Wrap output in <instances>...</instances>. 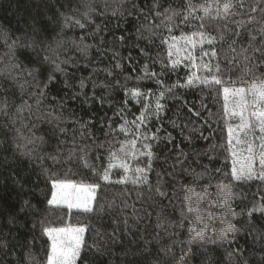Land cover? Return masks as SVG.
<instances>
[{
	"label": "trees",
	"instance_id": "obj_1",
	"mask_svg": "<svg viewBox=\"0 0 264 264\" xmlns=\"http://www.w3.org/2000/svg\"><path fill=\"white\" fill-rule=\"evenodd\" d=\"M226 2L0 0V102L7 101L0 111V264H48L52 241L43 228L67 225L86 229L77 264H264V211L248 215L264 205V179L231 176L228 129L236 122L223 92L264 80V60L254 54L264 47V0H243L225 17ZM249 17L237 28L235 21ZM200 31L216 37L203 45L215 56L201 59L200 45L183 40L179 53L170 49L172 37L198 41ZM210 75L222 84L196 79ZM24 102L29 107L18 111ZM106 169L109 181L100 178ZM54 180L98 184L91 210L50 204ZM224 186L239 231L230 244L193 239L198 228L212 229L210 217L203 225L182 215L187 190L216 194Z\"/></svg>",
	"mask_w": 264,
	"mask_h": 264
},
{
	"label": "snow or ice",
	"instance_id": "obj_2",
	"mask_svg": "<svg viewBox=\"0 0 264 264\" xmlns=\"http://www.w3.org/2000/svg\"><path fill=\"white\" fill-rule=\"evenodd\" d=\"M234 6H239L243 7V0H237L236 5H233L231 0H228V2L223 4L222 7V13L225 17L230 13V10ZM189 15H191L192 11L194 9L191 8V5H189ZM203 11L205 16L210 15V8L209 7H203ZM252 11H256V8H252ZM261 11H264V7L261 8ZM87 15V14H86ZM157 15H160L157 13ZM221 15V9L220 7L216 8V16ZM168 19H171V17H168ZM203 20V17L200 18ZM70 18H65V23L67 24L69 22ZM254 20V17H249L248 21H235L237 28H242L245 27L247 23H251ZM76 24L79 25L80 27H83L84 25L80 23V21H76ZM204 25L203 23L200 25V28L203 29ZM259 33L261 35L262 41H264V25L261 26L259 29ZM5 39H7V34L5 33ZM193 35L198 37V41H193L191 37H185L181 36L179 38L177 37H172L173 43L169 46L170 49L174 48L177 53L181 51L179 47H177V44L180 40L184 41L185 45L191 46L193 49L196 47L197 43L201 47V59L204 56H215V52H204L203 51V45L205 43L207 44H213L214 41L216 40V37H210L206 36L203 31L194 33ZM235 36H239L240 33L239 31L234 32ZM251 39L254 41L256 39L255 36H252ZM220 40H224V36H220ZM15 41L13 42V44ZM235 43V40L233 41ZM11 47V46H10ZM232 51H235V49H231ZM246 49H242V52H246ZM259 53L260 57L262 60H264V47H258L254 49V54ZM45 59H48L47 57ZM189 59L194 60V57H189ZM252 57H249L247 55L244 56L245 61H250ZM53 63H55L53 61ZM177 61H173V64L175 65ZM205 70L211 73V69L207 68V65L204 66ZM256 68V65L254 64L251 69H247L249 74L252 73L253 69ZM56 70L57 71H63L59 64H56ZM219 69L217 68V71ZM33 71H36L35 69ZM54 79L53 76L49 75L48 81L51 82ZM196 79L199 81L201 84H206V85H221L222 81L218 78L217 75H210L208 77H205L204 79H200L199 77H196ZM192 81H189V84H191ZM23 87V86H21ZM47 87V85H45ZM83 87V85H81ZM170 90V89H169ZM225 100L228 99L229 95H232L235 100H234V105L235 108L229 111L230 116H238L240 119V124H239V130L242 132H245V135L249 131H252L254 128H258L259 132L262 134L261 136V143L260 147L264 149V80H261L259 84L253 83L249 89H246L241 87V88H235V89H229V88H224L223 89ZM163 93H161V96ZM250 97V98H249ZM29 107L26 102L22 104L21 109ZM7 108V101L0 102V111H5ZM162 108V106L157 102L155 111L159 112V110ZM238 108L239 110H235ZM247 113V115H246ZM250 118L255 119V125H253L250 121ZM145 116L144 113H141V116L139 118V121L143 123L145 121ZM133 124H136V121H132ZM233 129L229 127L228 129V144L232 145L234 136H233ZM242 143H247V141H242L239 139L238 135L235 137V144L240 145ZM132 144L134 146L135 141H132ZM144 147L148 148L149 151L146 153L148 156H151L152 153L150 151V145H144ZM247 157L245 159L248 161V163L245 165H241L239 168L237 167L238 164V153L235 150V148L232 149L231 151V156H232V170H231V176L239 181L242 179H252L253 178V166L255 163V155L253 152V148L250 144L247 146ZM123 151V148L121 149ZM144 153H142L143 155ZM111 158H118L116 156V153L111 154ZM259 165L261 169H264V151H262L259 155ZM115 167V165L110 164L109 168ZM119 167L125 169V171L128 170V165L127 164H120ZM135 172L143 175L146 177V171L144 169L136 168ZM140 175L136 177V179L132 180L133 183H137L140 181ZM104 181H109L110 176H109V171L106 169L104 170V174L102 177H100ZM259 178L264 179V172L260 173ZM128 180V177L125 176L123 179L117 181L118 183H125ZM53 185L55 188L58 189L56 193H53L52 200L49 201L50 204H58L60 202L66 203L68 207H76V208H84L86 211L91 210L89 208V203L90 201L94 198V192L95 190L99 187L98 184L94 185H80L77 186L74 183L70 181H63V180H54ZM189 195H186L184 197L185 201L188 202L187 210L185 213H182V215H187V214H195V220L203 222L202 217L200 215V209L198 206L193 207L191 204L192 196H196L197 199H202L203 197L201 194L195 193L194 189H188L187 190ZM160 195H165L164 193H160ZM230 189L229 191L225 194V204H227L228 199L230 198ZM27 203V202H25ZM255 210H261L264 211V205L260 207V209H252L248 212V215L250 216L252 214V211ZM232 215L235 216L237 215L235 212H232ZM209 217L211 218V213H209ZM227 227L222 229L218 240L221 243H228L230 244L232 242V239H234V235L239 229L235 227L230 221H226ZM85 229L83 227H46L43 228V232L51 239V255L48 258V264H75L77 258L80 256V251H81V246L83 242V233ZM192 231H195V229H192ZM231 236V238H230ZM199 239V240H204V229H201L200 231H195V236L193 239ZM212 243H216V241H212ZM237 254H239V250H236ZM246 264V262H245Z\"/></svg>",
	"mask_w": 264,
	"mask_h": 264
},
{
	"label": "rangeland",
	"instance_id": "obj_3",
	"mask_svg": "<svg viewBox=\"0 0 264 264\" xmlns=\"http://www.w3.org/2000/svg\"><path fill=\"white\" fill-rule=\"evenodd\" d=\"M242 87V86H241ZM241 87H227L229 89H235V88H241ZM245 88V87H243ZM246 91L247 89H249V87L245 88ZM231 96V98H230ZM250 98V97H249ZM229 99H227L228 102V110H232L235 108L234 105V100L235 98L232 95H229ZM235 110H239L238 108H236ZM247 115V113H246ZM233 120L236 122L235 126L233 125V142H232V149L235 148V150L238 153V164L237 167L239 168L241 165H245L248 163V161L245 159V157H247L248 153H247V146L248 144H250L253 148V152L255 155V163L253 166V178L254 177H259L261 172H264L263 169L260 168L259 165V155L263 150H261L262 148L259 146L261 143V136L262 134L259 132L258 128H254L252 131H249L247 133V135H245V132H242L239 130V124L240 119L238 116H232ZM250 121L253 125H255V119L254 118H250ZM238 135L239 139H241L242 141H247V143H242L240 145H236L235 144V137ZM260 138H256V136H259ZM260 149V151H258ZM77 186L80 185H94L93 183H80V182H72ZM53 193H56L58 191L57 188L54 187L53 185ZM230 189V193H231V188L229 186H224L222 188H220V190L218 189L216 194L210 193V192H198V194H201V196L203 197L202 199H197L196 196H192V200H191V204L193 207L198 206L200 211V215L202 217L203 220V225L204 223L207 221V218H209V213H211V218L210 219V228L212 229L209 234H205V230H206V226H205V230H204V242L207 241H218V237L219 234L221 232L222 229L227 227V223L226 221H229L233 218L232 215V209L229 206L230 202H231V197L228 199L227 204H225V194L229 191ZM97 190V189H96ZM96 190L94 192V198L90 201L89 203V208L92 207L94 200H95V196H96ZM231 196V195H230ZM52 200V198H51ZM206 201H208V203H205ZM54 205H62V206H68L66 203L60 202L58 204H54ZM70 208V207H69ZM71 209H83L84 208H76V207H71ZM206 224V223H205ZM82 227V226H72V225H67L65 227ZM84 228V227H83ZM85 229V228H84ZM203 229V228H201ZM201 229L198 228V231H200ZM86 229L84 231L83 235V239H84V235H85ZM201 241V240H200ZM51 255V252H50ZM188 258V257H187ZM78 260V258H77ZM77 260L75 262V264H77ZM189 259L184 258L180 264H189Z\"/></svg>",
	"mask_w": 264,
	"mask_h": 264
}]
</instances>
